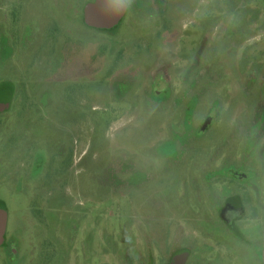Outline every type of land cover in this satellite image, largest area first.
<instances>
[{
	"label": "rangeland",
	"instance_id": "374dc122",
	"mask_svg": "<svg viewBox=\"0 0 264 264\" xmlns=\"http://www.w3.org/2000/svg\"><path fill=\"white\" fill-rule=\"evenodd\" d=\"M178 258L264 264V0H0V264Z\"/></svg>",
	"mask_w": 264,
	"mask_h": 264
},
{
	"label": "clouds",
	"instance_id": "9594fccd",
	"mask_svg": "<svg viewBox=\"0 0 264 264\" xmlns=\"http://www.w3.org/2000/svg\"><path fill=\"white\" fill-rule=\"evenodd\" d=\"M134 0H106V8L110 14L119 15L122 12L130 11Z\"/></svg>",
	"mask_w": 264,
	"mask_h": 264
},
{
	"label": "flooded vegetation",
	"instance_id": "af4514ba",
	"mask_svg": "<svg viewBox=\"0 0 264 264\" xmlns=\"http://www.w3.org/2000/svg\"><path fill=\"white\" fill-rule=\"evenodd\" d=\"M234 208H235L234 206H228V216L229 217H232V216L236 215L235 213H233V209ZM182 263L184 264V262H182Z\"/></svg>",
	"mask_w": 264,
	"mask_h": 264
},
{
	"label": "water",
	"instance_id": "95a60500",
	"mask_svg": "<svg viewBox=\"0 0 264 264\" xmlns=\"http://www.w3.org/2000/svg\"><path fill=\"white\" fill-rule=\"evenodd\" d=\"M182 262H184V259L178 258L174 261V264H183Z\"/></svg>",
	"mask_w": 264,
	"mask_h": 264
}]
</instances>
